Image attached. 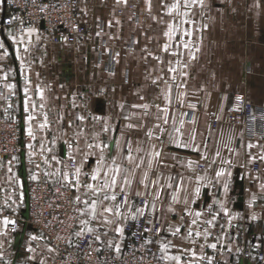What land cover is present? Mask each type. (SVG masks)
Instances as JSON below:
<instances>
[{"label":"crops","instance_id":"obj_1","mask_svg":"<svg viewBox=\"0 0 264 264\" xmlns=\"http://www.w3.org/2000/svg\"><path fill=\"white\" fill-rule=\"evenodd\" d=\"M175 2L80 0L85 32L74 45L60 46L38 26L22 34L3 26L0 0V115L18 119L23 134L32 131L26 150L0 159L1 207L23 216L26 181L35 175L63 183L73 160L81 167V187L72 192L84 209L83 201L96 199L83 185L97 183L90 175L101 155L89 145H100L102 173L113 159L122 169L117 179L127 204H120L123 216L112 217L111 225L102 223L104 217L83 215L81 221L89 220L84 231L109 235L103 238L107 246L112 241L122 247L124 232L117 236L113 229L138 216L137 208L162 226L154 243L159 249L161 243L176 245L163 254L179 256V264H209V258L211 264H231L244 249L264 246V111L240 125L227 120L234 93L264 105V0H204L169 15L162 5ZM169 24L175 27L171 40L164 35ZM218 171L225 175L217 177ZM151 188L145 206H138V197ZM113 191L115 202L100 194L98 212L118 203L120 187L109 195ZM176 227L180 233L173 235ZM189 230L193 236L186 238ZM0 243V264H53L57 254L35 231H7Z\"/></svg>","mask_w":264,"mask_h":264},{"label":"built area","instance_id":"obj_2","mask_svg":"<svg viewBox=\"0 0 264 264\" xmlns=\"http://www.w3.org/2000/svg\"><path fill=\"white\" fill-rule=\"evenodd\" d=\"M2 5V25L13 27L18 34L24 33L31 26H38L51 44L61 46L74 45L85 32L80 0H2ZM263 111L264 106L252 103L238 92L232 95L227 120L231 124H244ZM216 124L213 121L212 127ZM30 139L29 134L22 133L18 119L0 115V159L20 155L26 150L24 142ZM75 166V161L68 162L70 178ZM230 173L228 170L227 175ZM151 191L152 188L145 197H138V206H145L146 200L152 195ZM159 194L157 191L156 198ZM124 198L125 195L120 193V204ZM23 208L26 210L25 217L0 206V217H8L16 222L14 231L10 230L11 225L8 226L10 233L21 230L25 234L30 231L39 233L56 250L53 264H166V259L162 258L164 254L154 243L161 235L162 226L153 221L145 209L143 215L123 222V244L121 252L116 253L95 231H84L83 235H76L80 232L78 225L83 216L80 212L83 206L81 202H76L72 188L65 182L50 183L41 177L28 179ZM159 209L160 202H157L155 210ZM246 263L264 264V246L253 250L244 249L239 259L231 264Z\"/></svg>","mask_w":264,"mask_h":264},{"label":"snow or ice","instance_id":"obj_3","mask_svg":"<svg viewBox=\"0 0 264 264\" xmlns=\"http://www.w3.org/2000/svg\"><path fill=\"white\" fill-rule=\"evenodd\" d=\"M117 2L120 3V2H122V0H117ZM123 2L126 3L127 0H123ZM146 3H150V0H146ZM203 3H204V0H183V5H181L180 4V0H176V2L172 3L171 5L165 4V5H162V6L167 8L169 15H172L173 12H177V14H179L178 10L181 7L187 9V8H189L191 6H194V5L203 6ZM183 15L184 16H188V12L187 11L183 12ZM184 22L188 23L187 20H185ZM174 32H175V27L172 24H169L168 25V31H166L164 33V35L166 37H168L169 40H171L173 38ZM184 35L191 36L192 33L191 32H185ZM169 46L170 45H166L164 50L167 51ZM2 47H3V45L0 44V48H2ZM184 47L188 48L189 47L188 43H185ZM191 58L195 59V56L192 55ZM170 71L175 72L176 69L175 68H170ZM7 87L11 90L12 85H8ZM237 99L239 100L240 98L237 97ZM143 107L146 108L147 105H144ZM164 111H167V110L165 109ZM28 119L31 120V119H33V117L29 116ZM165 122H167L166 118H165ZM41 127L42 128L46 127V124H42ZM105 130H107V129H105ZM177 131H179V129H177ZM28 134H29V136L32 135L31 129H29ZM148 135L151 136L152 134L149 133ZM185 146H187V145H185ZM92 147L99 148L100 152H101V155H100V157L98 158V161H97V167L93 169V171H92V173L90 175V179L92 181H96L97 183L96 184L86 183V184L83 185V187H85L88 190V192H91L92 195L94 197H96V199H93L90 204L88 203L87 200L83 201V203L85 204V208L83 210H80V212H81V215H87L90 218V220H96V219H98V217H104V219L102 220V223H104L106 225H111V224L115 223V221L112 219V217L119 218V217L123 216V213L121 212L120 204L119 203H114L113 206H111V207L104 206V207H102V210L100 212H98L97 209L102 204V201L99 198H100V194L103 193V200H110V201L115 202L117 200V195H116L115 191H113L112 194L109 195V190H114L117 187H120L121 193H124V187L120 186V184L118 182V179H117V177L122 172V169H121V167L119 165L116 164L115 159H113L112 165L109 166L107 168V170L103 171V173H102V168L104 167L103 148H101L100 145L93 146V145L90 144L89 148H92ZM249 147H252V145H249ZM155 155L158 157L159 153L156 152ZM260 158L264 159V156H261ZM70 159H72V158L70 157ZM127 159L130 162L134 159V157L131 155V148H129V155H128ZM137 167H138V165H137ZM80 175H81V167L77 166V167H75V171L73 173H71V177L72 178H70V174L67 171L62 173V178H63L65 183L70 188H75L77 191H79V189L81 187V182H80V179H79ZM101 175H103V179L102 180L100 179ZM216 175H217V177H220V176H224L225 173L223 171H218L216 173ZM31 178L33 180H35L37 177L35 175H33ZM146 178H147V175L145 174V179ZM123 184L126 185V186H130L131 181L128 179V177H123ZM262 187H264V185H262ZM225 190H227V184H225ZM196 192L197 193L199 192L198 188L196 189ZM137 195H140V194L137 193ZM158 198L159 197L157 196V199ZM173 199H175V197ZM76 202L77 203L81 202L79 196L76 197ZM123 203L127 204V194L126 193H125V199H124ZM217 203H220L221 210L227 216L228 215V210L226 208H224V205L221 202H217ZM136 213L139 214V215H143V210L141 208H137L136 209ZM105 214H107V216H105ZM200 215H201L200 213H196L195 214L196 217H199ZM132 218L135 219V216H133ZM253 218H255V217H253ZM213 220H215V216H213ZM213 220H208V221H205V222L208 223L209 225H211L213 223ZM88 223H89V220L81 221L82 228H81L80 232L76 233L77 236H81V235L84 234V229H85V227H87ZM191 223L193 225H195L197 223V219L194 218ZM9 225L12 226V228L10 230L14 231L15 227H16V222L14 220H11L8 217L0 218V236H6L7 231H9V228H8ZM113 230L116 232L117 236H122L123 235V231L124 230L119 225H117ZM87 231L88 232H92L93 229L92 228H87ZM146 231H149V229H146ZM179 233H180V228L176 227L172 234L173 235H177ZM195 235L197 237H199L201 235V233L200 232H196ZM208 235H209V233L207 231H205L203 233V236H204L205 239H207ZM192 236H193V232L191 230H189L188 233H187V237L186 238H190ZM30 239L31 240H36V239H38V237L32 236ZM97 239H99V237H97ZM149 242L150 241H146V243H149ZM108 246L109 247H113L112 241L108 242ZM3 247H4V245L2 243H0V249H2ZM169 247H176V245H172L170 242L169 243H161L160 250H161L162 253H166L168 251ZM209 247H211L213 249H216L217 245L216 244H211V245H209ZM114 250H115L116 253H120L121 252V246H120L119 243H116L114 245ZM201 250H203V245L201 246ZM27 251L33 252L34 249L29 247L27 249ZM48 251L52 252L53 249L52 248H48ZM96 251H99V249H96ZM229 251H231V249H229ZM89 256H91V253H89ZM192 256H193V259H196V254L194 252L192 253ZM162 258L166 259V260H169V259L170 260H174V261L177 262V264H179V261H180V257L179 256H171V257H169V256L165 255ZM3 259H4L3 255L0 254V260H3ZM28 259L31 260V259H34V257L33 256H29ZM5 264H7L6 261H5ZM41 264H43V261H41ZM209 264H211V258H209Z\"/></svg>","mask_w":264,"mask_h":264},{"label":"rangeland","instance_id":"obj_4","mask_svg":"<svg viewBox=\"0 0 264 264\" xmlns=\"http://www.w3.org/2000/svg\"><path fill=\"white\" fill-rule=\"evenodd\" d=\"M243 94V93H242ZM243 95H245V94H243ZM246 96V95H245ZM248 98V97H247ZM249 99V98H248ZM250 100V99H249ZM251 101V100H250ZM252 102V101H251ZM187 106H189V105H187ZM260 106H264V105H260ZM234 125H240V124H234ZM81 201V200H80ZM81 203H82V201H81ZM118 203H119V199H118ZM120 204V203H119ZM82 206H83V204H82ZM98 235H99V237L103 240V238H105L106 236H109V235H105V234H103L101 231H98V233H97ZM104 241V240H103ZM107 244V243H106ZM113 249H114V247H112Z\"/></svg>","mask_w":264,"mask_h":264},{"label":"water","instance_id":"obj_5","mask_svg":"<svg viewBox=\"0 0 264 264\" xmlns=\"http://www.w3.org/2000/svg\"><path fill=\"white\" fill-rule=\"evenodd\" d=\"M25 216H26V210L23 211V217H25Z\"/></svg>","mask_w":264,"mask_h":264}]
</instances>
